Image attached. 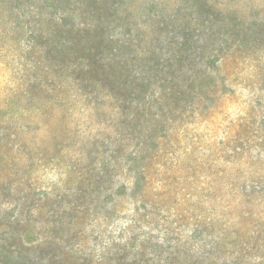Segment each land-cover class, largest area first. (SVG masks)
Wrapping results in <instances>:
<instances>
[{
	"label": "rangeland",
	"instance_id": "374dc122",
	"mask_svg": "<svg viewBox=\"0 0 264 264\" xmlns=\"http://www.w3.org/2000/svg\"><path fill=\"white\" fill-rule=\"evenodd\" d=\"M0 264H264V0H0Z\"/></svg>",
	"mask_w": 264,
	"mask_h": 264
}]
</instances>
